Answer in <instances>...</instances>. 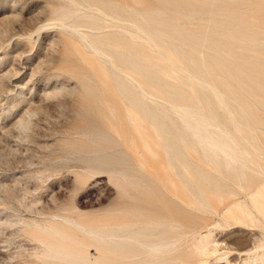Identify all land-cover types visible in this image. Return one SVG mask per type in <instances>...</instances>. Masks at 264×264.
Masks as SVG:
<instances>
[{
  "label": "rangeland",
  "instance_id": "1",
  "mask_svg": "<svg viewBox=\"0 0 264 264\" xmlns=\"http://www.w3.org/2000/svg\"><path fill=\"white\" fill-rule=\"evenodd\" d=\"M199 1L0 0V264H264V0Z\"/></svg>",
  "mask_w": 264,
  "mask_h": 264
},
{
  "label": "bare ground",
  "instance_id": "2",
  "mask_svg": "<svg viewBox=\"0 0 264 264\" xmlns=\"http://www.w3.org/2000/svg\"><path fill=\"white\" fill-rule=\"evenodd\" d=\"M200 3V5L204 8L205 6H207L208 4H209V0H202V1H199ZM225 6V5H224ZM130 8V7H129ZM228 8V7H227ZM239 10V9H238ZM257 12V11H256ZM264 16V15H263ZM261 17V16H260ZM264 19V18H263ZM243 21V20H242ZM163 22V21H162ZM249 25V24H248ZM240 26V25H239ZM246 27H248V26H246ZM147 28V27H146ZM221 29V28H220ZM225 29V28H224ZM147 30H148V28H147ZM156 30V29H155ZM195 30V29H194ZM149 31V30H148ZM181 32V31H180ZM190 32V31H189ZM195 32V31H194ZM195 33H197L198 34V32L196 31ZM194 34V33H193ZM192 34V35H193ZM205 34V33H204ZM243 34V33H242ZM255 34V33H254ZM199 35V34H198ZM200 36V35H199ZM148 37V36H147ZM148 39H149V37H148ZM193 38H191V40H192ZM211 39H213L212 37H211ZM151 40V39H150ZM150 42H152V40L150 41ZM212 41H210L209 43H211ZM214 42V41H213ZM212 44V43H211ZM210 44V46H212L213 47V44L211 45ZM199 45V44H198ZM197 45V46H198ZM209 45V44H208ZM187 49V48H186ZM212 49V48H211ZM159 50V49H158ZM217 50V49H216ZM175 52V51H174ZM208 54V53H207ZM218 54V53H217ZM216 54V55H217ZM182 55H183V53H182ZM209 55V54H208ZM264 55V54H263ZM162 56V55H161ZM153 57V56H152ZM191 59V58H190ZM203 59V58H202ZM214 59H215V57H214ZM253 59V58H252ZM170 62V61H169ZM253 64V63H252ZM171 66H172V64H170ZM224 65V64H223ZM240 65V64H239ZM253 65H256V63L255 64H253ZM260 65V64H259ZM258 65V66H259ZM225 66V65H224ZM223 66V67H224ZM241 66V65H240ZM246 66V65H245ZM257 65H256V67H258ZM262 66V65H261ZM173 67V66H172ZM217 68H219V66H216ZM159 68V67H158ZM161 68V67H160ZM166 68V67H165ZM247 68V67H246ZM188 69V68H187ZM211 69V68H210ZM240 69V68H239ZM250 69V68H249ZM256 69V68H255ZM254 68H253V70H255ZM224 70V69H223ZM260 70V69H259ZM176 71V70H175ZM225 71V70H224ZM227 71V70H226ZM250 71H251V69H250ZM258 71V70H257ZM229 72V71H228ZM163 73V72H162ZM185 73V72H184ZM208 73V72H207ZM223 73V72H222ZM253 73H256V72H253ZM260 74V73H259ZM263 74V73H262ZM188 75V74H187ZM200 75V78L203 80V82H201L200 81V83H202V86H204V87H208L209 88V84L207 83V80H206V78H205V73H200L199 74ZM225 75H227V73L225 74ZM144 76V75H143ZM196 76V75H195ZM195 76L194 77H192L191 75L189 76L188 75V77L189 78H191V79H193V80H196L195 79ZM229 76V75H228ZM231 76V75H230ZM255 76V75H254ZM126 77V76H125ZM147 77L152 81V80H158V75H157V73L156 72H150V71H148L147 72ZM173 77V76H172ZM177 77V76H176ZM185 77V76H184ZM236 77V76H235ZM258 77H259V75H258ZM174 78V77H173ZM230 78V77H229ZM241 78V77H240ZM239 78V79H240ZM250 78H251V76H250ZM263 78H264V76H263ZM181 79V78H180ZM210 79H211V76H210ZM231 79V78H230ZM234 79V78H233ZM237 79V78H236ZM245 79V78H244ZM142 80V79H141ZM212 80V79H211ZM247 80V79H246ZM251 80L252 79H250V82H251ZM229 81V80H228ZM233 81V80H232ZM232 81H230V82H232ZM244 81V80H243ZM185 82V81H184ZM212 82V81H211ZM216 82V81H215ZM230 82H229V84H230ZM245 82V81H244ZM249 82V83H250ZM137 83V82H136ZM144 83V82H143ZM248 83V82H247ZM248 83V84H249ZM252 83V82H251ZM174 84V83H173ZM188 84H189V82H188ZM221 84V83H220ZM232 84V83H231ZM179 85V84H178ZM194 85V84H193ZM233 85V84H232ZM241 85V84H240ZM256 85V84H255ZM258 85V84H257ZM191 86V85H190ZM201 86V88L200 87H198V97H199V99H200V101H201V103H202V106L206 109H208V110H210L211 108H210V105L212 104L213 106H216V104H222V105H225V107H226V109L228 110V114L230 115L229 116V118L227 119V120H223L222 121V124H224V125H226V126H228L227 127V129L228 130H232V131H235V130H237V121H236V118L234 117V114H233V112H231L230 111V109L228 108V105L226 104V103H224V102H222V98H220L221 96H219L218 95V93H217V91L215 90V89H210V91H208V90H204L203 89V87ZM219 86H221V85H219ZM259 86H261V85H259ZM264 86V85H263ZM262 86V87H263ZM175 87V86H174ZM185 87V86H184ZM244 87H245V85H244ZM253 87V86H252ZM261 87V88H262ZM193 88V87H192ZM254 88V87H253ZM257 88V87H256ZM178 89H180V87H178ZM187 89H188V85H187ZM246 90H247V88H245ZM249 89V88H248ZM251 89V88H250ZM190 90V89H189ZM255 90V89H254ZM248 91V90H247ZM130 92V91H129ZM237 92V91H236ZM131 93V92H130ZM153 93V92H152ZM226 93V92H225ZM252 93V92H251ZM253 94V93H252ZM258 94H260L259 92H258ZM180 96V97H185L184 96V94L182 93V92H180V91H177L176 92V96ZM187 95V94H186ZM211 95H213V96H216V97H219V98H216L217 100H215V101H213L212 100V98H211ZM229 95V94H228ZM234 95V94H233ZM241 95V94H240ZM264 95V94H263ZM195 96V95H194ZM232 96V95H231ZM196 97V96H195ZM176 98V97H175ZM256 98L258 99V97L256 96ZM214 99V98H213ZM226 99V98H225ZM225 99H224V101H225ZM240 100H241V98H239ZM243 99H245L244 97H243ZM242 99V100H243ZM256 99V100H257ZM260 99V98H259ZM261 99H263V98H261ZM179 100H181V99H179ZM178 101V100H177ZM196 101V100H195ZM234 101V100H233ZM238 101V100H237ZM247 101V100H246ZM245 101V102H246ZM259 101V100H258ZM262 101V100H261ZM245 102H243L244 104H245ZM264 102V101H263ZM188 103V102H187ZM190 103V102H189ZM234 103V102H233ZM232 103V104H233ZM248 103V102H247ZM253 105V104H252ZM197 106H199V105H197ZM173 108H174V106H172ZM177 107H179V106H177ZM224 107V108H225ZM180 108V107H179ZM182 108V107H181ZM181 108H180V111L181 112H183L182 110H181ZM198 108V107H197ZM220 108V107H219ZM232 108V107H231ZM176 109V108H175ZM250 109V108H249ZM178 110V109H177ZM201 110V109H200ZM179 111V110H178ZM203 111V110H202ZM215 111V110H214ZM255 111V110H254ZM206 112V111H205ZM216 112V111H215ZM218 112V111H217ZM250 112V111H249ZM245 113V112H244ZM243 112H240V113H238V115H241V114H244ZM247 113V112H246ZM146 114H147V116H149L151 119H153V121H154V124H155V126L158 128V129H161V125H162V123L161 122H159V121H157L152 115V113H150V112H146ZM149 114V115H148ZM213 114V113H212ZM251 114V113H250ZM181 115H183V117H185V119H184V122L186 123V125L187 126H189L190 128H192V129H194V131H196L197 132V134H198V138H199V140L201 141V143H202V141H205V140H207L208 141V139H212L211 137H212V135L210 136L209 134H208V123L207 122H205V121H203L202 119H195V117L194 118H192L190 115H189V113L187 112V111H185V112H183V114H181ZM220 116V115H219ZM248 116H249V114H248ZM250 116H252V115H250ZM220 117H222V116H220ZM253 119V118H252ZM262 119V118H261ZM218 120V119H217ZM245 120V119H244ZM247 120V119H246ZM245 120V121H246ZM255 121V120H254ZM264 121V120H263ZM217 122H219V120L217 121ZM220 122H221V120H220ZM219 122V123H220ZM153 123V122H152ZM244 123H246V122H244ZM165 124V123H164ZM248 124V123H247ZM154 126V125H153ZM182 126H184V125H182ZM225 126V127H226ZM248 128V127H247ZM256 128V127H255ZM184 129H186V128H184ZM226 129V130H227ZM167 130V129H166ZM220 130V129H219ZM225 131V130H224ZM250 131V130H249ZM163 132V131H162ZM168 132V131H167ZM195 132V133H196ZM220 132H222V130L220 131ZM174 133V132H173ZM194 133V134H195ZM228 133V132H227ZM236 133V132H235ZM240 133V132H239ZM253 133V132H252ZM197 134H195L196 136H197ZM222 134H224V133H222ZM229 134V133H228ZM228 134H225V135H228ZM232 134V133H231ZM254 134H256V133H254ZM193 135V134H192ZM236 135V134H235ZM177 136V135H176ZM234 136V135H233ZM232 136V137H233ZM253 136V135H252ZM217 137V139H216V142H215V146H216V150H219V151H222V152H224L227 156H232L233 155V152L231 151V142H234V140L232 139V138H230V137H218V136H216ZM241 137H242V135H241ZM174 138H175V136H174ZM180 138V137H179ZM184 138V137H183ZM189 138V137H188ZM237 138V137H236ZM244 138V137H243ZM247 138V137H246ZM254 138V137H253ZM176 139H178V138H176ZM167 140V139H166ZM173 140V139H172ZM190 140H192V139H190ZM213 140V139H212ZM244 140V139H243ZM256 140V139H255ZM157 141V140H156ZM160 141V140H159ZM178 141H180V140H178ZM177 141V142H178ZM199 141V142H200ZM245 141V140H244ZM247 141V140H246ZM257 141V140H256ZM175 142H176V140H175ZM184 142V141H183ZM190 142V141H189ZM248 142V141H247ZM247 142H246V144H247ZM173 143V142H172ZM179 143V142H178ZM181 143V142H180ZM185 143H187V142H185ZM184 143V144H185ZM214 143V142H213ZM245 143V142H244ZM243 143V144H244ZM249 143H251V142H249ZM253 143V142H252ZM153 144V143H152ZM175 144V143H174ZM196 144H198V143H196ZM260 144V143H259ZM142 145V144H141ZM154 145V144H153ZM161 145V144H160ZM159 145V146H160ZM186 145V144H185ZM188 145V144H187ZM203 145H204V143H203ZM262 145V144H261ZM170 146V145H169ZM178 146H180V148H181V145H178ZM190 146V145H189ZM189 146H187V147H189ZM249 146H251L252 147V145H249ZM185 148V147H184ZM197 148H199V147H197ZM259 148H260V146H259ZM262 148V147H261ZM260 148V149H261ZM143 149H144V147H143ZM163 149V148H162ZM168 149V148H167ZM173 149V148H172ZM176 149H178V147L176 148ZM200 149H201V147H200ZM174 150V149H173ZM192 150V149H191ZM199 150V149H198ZM202 150V149H201ZM164 151H165V149H164ZM178 151V150H177ZM176 150L175 151H173V156L175 155V157H180V155H179V153H177L176 154V152H177ZM192 151H195V150H192ZM200 151V150H199ZM155 152V151H154ZM172 152V151H171ZM215 152V151H214ZM245 153V152H244ZM184 154V153H183ZM183 154H182V156H183ZM200 154V153H199ZM211 154V153H210ZM219 154V153H218ZM248 154V153H247ZM201 155V154H200ZM202 155H204V154H202ZM201 155V156H202ZM152 156H153V154H152ZM156 156V155H155ZM172 156V157H173ZM205 156V155H204ZM243 156V155H242ZM247 156V155H246ZM157 157V156H156ZM174 157V158H175ZM203 157V156H202ZM207 157V156H206ZM205 157V158H206ZM217 157V156H216ZM222 157V156H221ZM220 157V158H221ZM184 158V157H183ZM182 158V159H183ZM219 158V157H218ZM167 159V158H166ZM185 159H186V157H185ZM204 159V157L202 158V160ZM222 159V158H221ZM169 160H170V157H169ZM180 160H181V158H180ZM205 160V159H204ZM203 160V161H204ZM216 160V159H215ZM219 160V159H218ZM212 161H214V160H212ZM220 161V160H219ZM171 162H172V158H171ZM171 162H169V164L171 163ZM175 162H176V160H175ZM178 162H180V161H177V163ZM183 162V161H182ZM215 162V161H214ZM218 162V161H217ZM222 162V161H221ZM224 162V161H223ZM233 162V161H232ZM207 163H209V162H207ZM168 164V163H167ZM181 164V163H180ZM210 164H212V163H210ZM226 164V163H225ZM172 165H174V164H172ZM183 165H184V163H183ZM227 165V164H226ZM156 166V165H155ZM188 166V165H187ZM157 167V166H156ZM165 167V166H164ZM172 167H174V169H176L175 168V166H172ZM195 167V166H194ZM168 168V167H167ZM180 168H181V166H180ZM186 168V167H185ZM184 167H182V170H183V173H182V177L184 178H189L188 177V175L186 174V171H187V169H185ZM150 169H152V168H150ZM163 169V168H162ZM190 169V168H189ZM189 169H188V172H189ZM170 170V169H169ZM177 170V169H176ZM181 170V169H180ZM196 171H197V169H196ZM170 172H172V171H170ZM177 172V171H176ZM178 172H179V170H178ZM177 172V173H178ZM174 173V172H173ZM195 173H198V172H195ZM194 174V173H193ZM200 174V173H199ZM202 174V173H201ZM148 175H149V173H148ZM203 175V174H202ZM166 176V175H165ZM200 176V175H199ZM198 176V177H199ZM180 177V176H179ZM160 178V177H159ZM165 178V177H164ZM186 180V179H185ZM187 180H189V179H187ZM190 180H192V179H190ZM169 181H171V179L169 180ZM194 181V180H193ZM181 182V181H180ZM186 182H188V181H186ZM185 182V183H186ZM192 182V181H191ZM198 182V181H197ZM162 183V182H161ZM170 184H171V182H169ZM174 183V182H173ZM167 184V183H166ZM165 184V185H166ZM192 184V183H191ZM206 185V184H205ZM210 185V184H209ZM188 186V185H187ZM194 187V186H193ZM202 187V186H201ZM211 188H212V186H210ZM215 188V187H214ZM260 188H262V186L260 187ZM167 189V188H166ZM171 189H176V188H174V186L173 187H171ZM216 189V188H215ZM178 190H180V189H178ZM190 190V189H189ZM184 191H185V189H184ZM198 191H200V190H198ZM214 191V190H213ZM183 192V191H182ZM218 192V191H217ZM263 192V191H262ZM199 193V192H198ZM197 193V194H198ZM201 191H200V197H201ZM204 193V192H203ZM207 193V192H206ZM258 193H259V191H258ZM183 194H184V192H183ZM182 194V195H183ZM186 195V194H185ZM202 196H204V195H202ZM188 197V196H187ZM186 197V198H187ZM205 197V196H204ZM258 198V197H257ZM262 198V197H261ZM174 199V198H173ZM177 200H179V199H177ZM176 200V201H177ZM193 200H195V199H193ZM197 200V199H196ZM201 200V199H200ZM180 201V200H179ZM198 201V200H197ZM258 201V200H257ZM260 202H262L261 200L259 201V203ZM183 203V202H182ZM180 204H181V202H180ZM184 204V203H183ZM194 204V203H193ZM204 204H205V202H204ZM203 204V205H204ZM182 205V204H181ZM258 205H260V204H258ZM257 205V206H258ZM264 205V204H263ZM153 206V205H152ZM261 206V205H260ZM206 207V206H205ZM259 209V208H258ZM262 212V211H261ZM121 229V228H120ZM103 236V235H102ZM140 236H142V238H144V240L146 239V236H147V232L146 231H141L140 232ZM154 236V235H153ZM98 237H99V235H98ZM102 239V238H101ZM133 239H131V241H132ZM137 241V240H136ZM119 242V241H118ZM58 243V242H57ZM141 243V242H140ZM60 243H58V245H59ZM142 244V243H141ZM61 245V244H60ZM59 245V246H60ZM63 245V244H62ZM126 245V244H125ZM129 245V244H128ZM160 245V244H159ZM63 246H66L65 244L63 245ZM154 247V248H153ZM122 248H124V247H122ZM121 248V252H124V249H122ZM151 248V247H150ZM159 248V247H158ZM151 249H155V250H157V246L156 245H152V248ZM133 251H136L137 249H132ZM139 250H141V249H139ZM138 251V250H137ZM151 251V250H150ZM153 251V250H152ZM148 252V251H147ZM103 253H105V252H103ZM141 253V252H140ZM196 253V252H195ZM54 254V253H53ZM108 254V253H107ZM143 254V253H142ZM137 255V254H136ZM118 256H126V254L125 253H122L121 255H118ZM144 256V255H143ZM135 257V256H134ZM138 257V256H137ZM136 257V258H137ZM133 258V257H132ZM129 259V258H128ZM138 259V258H137ZM143 259V258H142ZM102 260V259H101ZM121 260V259H120ZM126 260V259H125ZM103 261H106V260H104L103 259ZM146 264V263H145Z\"/></svg>",
  "mask_w": 264,
  "mask_h": 264
}]
</instances>
